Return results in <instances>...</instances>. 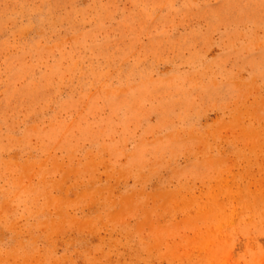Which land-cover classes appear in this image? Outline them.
Listing matches in <instances>:
<instances>
[{"label":"rangeland","instance_id":"obj_1","mask_svg":"<svg viewBox=\"0 0 264 264\" xmlns=\"http://www.w3.org/2000/svg\"><path fill=\"white\" fill-rule=\"evenodd\" d=\"M0 264H264V0H0Z\"/></svg>","mask_w":264,"mask_h":264}]
</instances>
